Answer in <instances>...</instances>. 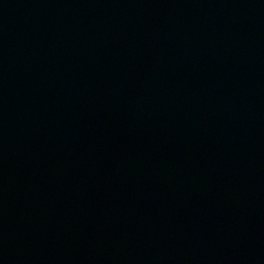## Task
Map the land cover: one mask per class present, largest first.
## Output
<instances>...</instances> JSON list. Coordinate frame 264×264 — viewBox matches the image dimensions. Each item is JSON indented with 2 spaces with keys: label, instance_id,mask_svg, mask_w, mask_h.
<instances>
[{
  "label": "water",
  "instance_id": "water-1",
  "mask_svg": "<svg viewBox=\"0 0 264 264\" xmlns=\"http://www.w3.org/2000/svg\"><path fill=\"white\" fill-rule=\"evenodd\" d=\"M0 264H264V0H0Z\"/></svg>",
  "mask_w": 264,
  "mask_h": 264
}]
</instances>
